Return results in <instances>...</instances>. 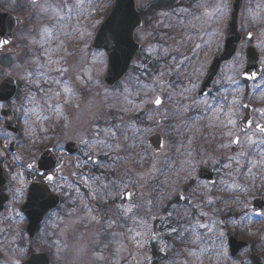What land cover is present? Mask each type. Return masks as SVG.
Masks as SVG:
<instances>
[{
    "label": "rangeland",
    "instance_id": "rangeland-1",
    "mask_svg": "<svg viewBox=\"0 0 264 264\" xmlns=\"http://www.w3.org/2000/svg\"><path fill=\"white\" fill-rule=\"evenodd\" d=\"M6 1V7H2L10 10L16 0H0V4ZM18 1V14L24 21L14 31L13 47L19 54L6 60L0 58V79L14 76L21 86L12 106L22 121V132L15 137L3 128L0 118V167L8 180L5 192L9 195V201L0 212V264H21L30 251L46 253L52 264H250V254L264 260V215H257L252 208L255 198L264 201V167L254 168L251 175L245 168L244 174L238 176L230 174L234 173V167H224L230 157L242 150L259 151L258 147L249 149L243 143L247 135H252L254 140H264L252 127L241 133L237 125L243 103L253 106V124L264 123V113L257 112L264 109V0H242L238 25L242 40L235 55L220 68L212 90L202 97L197 95L199 84L212 57L222 49L231 0H170L172 4L167 9L163 5L155 6L134 32L136 41L141 44L140 51L123 79L112 87L101 80L106 67L105 53L93 50L90 43L113 0H84L83 11L65 21L70 27L64 31L72 33L75 29V32L69 36L57 34L63 43L53 59L64 57L61 66L68 71L62 77L57 73L52 75L68 82L75 92L67 103L65 94L58 98L62 113L59 116H52L46 106L41 111L32 100L44 104L43 97L49 89L60 91V87L42 79L37 86L39 77H30L28 73L36 71L37 65L46 61L40 41L44 29L54 22L51 12H41V6L62 0H37L35 4ZM157 1L160 0H135V3L137 9L142 10ZM168 1L162 0L163 3ZM217 4L225 6L222 16L203 15ZM254 14L257 15L254 17ZM194 16L201 19H193ZM184 18L187 23L182 25L180 21ZM81 32L85 34L83 37H80ZM250 32L251 39L246 40ZM188 36L192 37L191 41ZM56 43L53 41L52 46ZM196 44H200L199 49L195 48ZM249 44L259 53L263 66L262 76L255 82H245L240 77L245 63L244 50ZM163 49L168 50L167 55L163 54ZM237 54L239 72L232 66ZM185 57L187 61L177 68ZM160 73H165L162 79ZM233 79L237 81L235 85L230 83ZM138 81L140 85L149 86L154 81L157 83L153 90L138 87ZM156 96L162 99L159 106L151 102ZM193 98L197 99V105L185 111L183 105H192ZM180 100L183 104L178 109L176 101ZM204 101L208 105L223 106L225 113L231 109V116L221 114L218 120H212ZM33 108L37 114L48 118L37 120L30 112ZM200 116L205 118L199 119ZM190 117L195 122L190 121L191 126L181 131L184 121ZM228 119L236 123L227 125ZM121 125L127 127V132L119 135L120 149L100 150L81 143L93 139L96 128L100 129L99 138H103L104 129ZM228 131L239 136L242 143L231 144L233 137L225 135ZM153 133L163 138L161 153H155L147 143ZM67 141L76 142V153L65 154ZM10 142L15 144V153L8 149ZM49 146L58 155L62 170L48 186L61 196L62 205L45 217L38 234L29 241L24 230L26 220L19 207L30 182L33 167L28 165L34 166L39 153ZM117 156L122 159L117 160ZM88 157L96 162H90ZM199 166L214 170L216 181L213 184L197 179ZM85 177L89 178L87 185ZM118 178H123L127 187L134 190L126 206L117 201L122 185L115 190L105 189L104 192L109 193L107 197L99 190L100 184ZM234 183L242 187H225ZM93 189L97 191L95 198ZM209 197L211 202H208ZM148 201L154 203L151 209L147 207ZM130 205L139 206L137 215L147 218V232L140 240L142 246L129 238L132 221L121 215ZM89 209L91 215H98V220L91 218ZM189 213L191 221L186 219ZM179 221H184L185 226L195 221L204 224V228L196 229L201 239L193 243L192 236L182 239L172 233V228L183 230ZM152 232L157 234L155 239L149 238ZM229 236L246 243L235 256L230 255ZM153 250L157 251L155 256Z\"/></svg>",
    "mask_w": 264,
    "mask_h": 264
},
{
    "label": "water",
    "instance_id": "water-1",
    "mask_svg": "<svg viewBox=\"0 0 264 264\" xmlns=\"http://www.w3.org/2000/svg\"><path fill=\"white\" fill-rule=\"evenodd\" d=\"M32 1V0H30ZM230 18L225 30L223 51L220 55L213 58L206 75L204 76L198 95H205L212 87L213 80L216 78L220 65L227 62L236 52L237 44L240 41V35L237 32V15L242 6V0H232ZM22 19L18 15L7 13L0 9V41L8 40L9 43L13 40L12 30L20 25ZM142 24L139 13L135 8V0H114L112 8L99 26L92 47L103 49L107 57V67L102 81L110 86L119 81L129 68L130 62L134 54L139 50L140 45L133 39L134 30ZM119 37V43L117 42ZM0 45V50L3 46ZM245 68L243 72H255L260 74L261 67L259 65L258 54L249 46L246 49ZM242 72V73H243ZM257 75V77H258ZM256 77V78H257ZM241 78L248 81L242 74ZM15 91V82L12 77H7L0 85V101L8 100ZM157 106V105H156ZM251 108L248 105L243 106L244 115L239 119V125L242 131H245L252 124ZM251 122V124H249ZM5 128L15 132L13 123L5 124ZM155 153H160L163 148V138L159 133H153L147 140ZM66 154H73L77 151V145L73 141L65 144ZM12 149V144H10ZM58 165V160L53 153L52 148L45 149L36 162V170L38 175L45 174ZM199 179H204L208 183L214 181L212 169L201 166L197 172ZM46 179L38 180L33 178L29 184L25 196L24 203L20 206V212L25 216L27 224L25 231L29 239H32L38 232L44 215L55 208L59 203V197L50 192L44 184ZM5 184V179L0 169V211L3 209L8 196L3 193L2 187ZM132 193L129 199L126 195L120 194L119 202L125 206L131 202L134 190L128 188ZM252 208L255 213L264 211V201L255 198L252 202ZM228 245L231 256H235L239 250L246 246V243L237 241L234 237H228ZM249 260L251 264H264V260L257 254H250ZM22 264H50V259L45 253L31 252Z\"/></svg>",
    "mask_w": 264,
    "mask_h": 264
},
{
    "label": "snow or ice",
    "instance_id": "snow-or-ice-1",
    "mask_svg": "<svg viewBox=\"0 0 264 264\" xmlns=\"http://www.w3.org/2000/svg\"><path fill=\"white\" fill-rule=\"evenodd\" d=\"M32 2L35 4L37 0H32ZM196 7H203V5H196ZM84 8V0H75L74 3L71 2V0H62V2L58 3H46L45 5L41 6V12L48 13L49 11L51 12V19L54 21L51 27H46L44 29V34H42L41 41H40V46L43 49V55L46 57V61L44 63H40L37 65V69L34 72H29L28 75L30 77L36 78L39 77V79H36V84L37 86L40 85V80H44L45 83H48L50 85H55L60 87V91H55L53 88H50L48 91V94H46L44 99V104H41L38 101H35L34 99L32 102L36 105V108H39L41 111H44L45 106L47 109L51 110L52 116H59L61 115V103L59 102V97L61 94H65L68 99H66L64 102L67 103L70 101L71 97L75 95V92L73 91L72 87L70 84L66 81H63L62 79L57 78V76L52 75V73H57L60 77H62L65 73H67L68 68L67 67H62L61 66V61L64 60V57L62 56H57L55 59H53V54L57 53L60 51L62 47V41H59L58 35H63V36H69L72 33L75 32V29H72V33L65 32L64 28L70 27L69 25L65 24V21H68L70 19L74 18V14L82 12ZM186 11V10H185ZM225 12V6L223 4H217L214 8H212L211 12H208L205 10L203 12L204 16H222ZM165 15H168L167 13ZM257 14H254V17ZM193 19H201V17H196L194 16ZM180 23L182 25H185L187 23V18L181 19ZM194 30V29H193ZM85 34L83 32L80 33V37H83ZM249 37L252 36V33L250 32ZM119 37H117V42L119 43ZM187 39L191 41L192 37L188 36ZM45 41H47V45L45 44ZM53 41H57L55 46H52ZM9 43L8 40H2L0 41V45L7 44ZM196 49L200 48V44L195 45ZM195 50V49H194ZM164 55L168 54L167 49L162 50ZM175 59V58H174ZM187 57H185L183 60L180 61L179 64H177V68L182 67L183 64L187 61ZM234 69L239 72L240 69V59H239V54L235 57V61L232 65ZM165 75V73H160V77ZM242 75L246 79H253L255 80L257 77V73L255 72H243ZM79 79V77H78ZM91 79V77H89ZM31 82V81H30ZM157 82L154 81L153 85H140L138 81V87H150L154 90L155 84ZM230 83L235 85L237 83L236 80H230ZM43 91V89H41ZM188 90L185 89L184 92L186 93ZM31 99V98H30ZM56 99V103H52V100ZM171 100V96L169 97ZM226 99V98H225ZM153 104L159 106L162 104V99L160 96H156L154 100L151 101ZM233 102H235V97ZM131 103V101H129ZM144 103V102H142ZM179 106L183 104L182 100L176 101ZM198 103L196 98H193V103L192 105H183V108L185 111H188L190 107L196 106ZM206 108V111L211 114V119L212 120H218L219 116L221 114L231 116L232 111L231 109L228 110L227 113L224 111L223 106L219 105H208L207 101L203 102ZM2 107V105H0ZM36 108H33L30 110L31 114L36 115L37 120H43L48 117L41 116L36 113ZM262 113H264V109H260ZM29 115V113H26V116ZM204 116H200L199 119H204ZM190 121L192 123L195 122L194 118L190 117L189 120L184 121L183 127L181 128V131L184 129L189 128ZM221 124L224 122L221 121ZM236 122L233 119H228L227 120V125H234ZM251 124V122H249ZM255 129L261 133L264 134V125L262 124H255ZM95 131V136L91 140L84 141L82 140V144H89L92 145L95 148H99L100 150L104 149H109V150H116L120 149L122 145L119 143V135L122 133L127 132V127L126 126H110L106 129H104V137H100V129L96 128L94 129ZM225 135L229 137H233L230 141L231 144L233 145H239L241 144V139L239 136H235L233 132L228 131L225 133ZM129 137L125 135V140H128ZM244 144H246L249 149H255L259 148L258 152H253L251 150H242L239 153H237L235 156L229 158V163L225 164V168L233 169L234 167V173H230L232 175L238 176V175H243V169H247V173L249 175L253 174V169L257 167H264V140H254L252 135H247L245 137V140L243 141ZM117 160L122 159V157L117 156ZM88 160L92 163H95V160H92V157H88ZM29 168H32L33 165L29 164ZM59 170V169H58ZM127 175V173H125ZM147 175V174H145ZM48 182L54 183L55 177L53 174H48L44 177ZM98 180L99 178H94ZM131 180V177H129V181ZM85 184H88L89 178L85 177L84 178ZM122 185V187L119 188L120 192L122 195H126L129 199L131 198L132 193L128 191L127 183L123 178H118L117 180H112L109 181L108 183H102L99 185V190L100 193L103 194L105 197L109 195V193L104 192L105 189L112 188L115 190L118 186ZM225 187H235L237 189L241 188L242 185L239 183H234V184H225ZM17 193L20 192V189L16 190ZM77 192H79V189H76ZM92 195L95 198L97 196V191L93 189ZM186 199V198H185ZM208 202H211V197L208 198ZM83 204V201H82ZM85 208H87V205H83ZM147 207L151 209L154 207L153 201H148L147 202ZM139 211V206L137 205H130L126 208L123 209L121 215L126 218V219H131L133 227L129 228V238L132 240H135L138 245H140V240L141 238L146 234L148 224H147V218L141 217L137 215ZM89 214L91 215V209H89ZM201 215H207L206 213H201ZM257 215H264V211L258 212ZM169 216H171V213H169ZM91 218L93 220H98L99 217L98 215H91ZM150 219H155V217H150ZM186 219L191 221L192 216L191 214H186ZM112 224H115L116 221H112ZM181 225V229L179 228H172L171 232L178 234L182 239H187L189 236L193 237V243H195L196 240L201 239L199 233L196 231L197 228H204L205 225L200 223L199 221H195L192 223H188L186 226L184 224V221H179ZM156 233L152 232L149 236L150 239H155L156 238ZM222 235V233H221ZM142 246V245H140ZM120 249H117L119 251ZM192 251H195V249H192Z\"/></svg>",
    "mask_w": 264,
    "mask_h": 264
},
{
    "label": "flooded vegetation",
    "instance_id": "flooded-vegetation-1",
    "mask_svg": "<svg viewBox=\"0 0 264 264\" xmlns=\"http://www.w3.org/2000/svg\"><path fill=\"white\" fill-rule=\"evenodd\" d=\"M5 3H7V1L6 2H2V4H0V8H2V9H4V10H6V11H8V12H11V13H14V14H18V12L20 11V5H19V1L18 0H16L15 2H14V7H12L11 6V9L10 10H7V9H5L4 7H6L5 5ZM2 6H4V7H2ZM13 8V9H12ZM18 27H20V26H18ZM18 27H16V29L18 28ZM15 29V30H16ZM14 30V31H15ZM250 39H251V37H250ZM13 45H14V43H13ZM13 45H12V49H13V51H11L12 53H0V58L1 59H5L6 58V56H8V55H18V53L17 52H15L16 50L14 49L15 47H13ZM15 50V51H14ZM13 52H15L16 54H14ZM259 114H261V111L260 110H258L257 111ZM15 113H16V109H14V107H13V118H15L14 116H15ZM252 118H253V114L255 113L254 112V109L252 110ZM16 121H17V127H18V133H17V135L20 133V131H19V129H20V125H19V119H16ZM257 123H259V124H264L263 122H261V121H259V122H256V124ZM258 132V131H257ZM16 135V136H17ZM258 135H260V136H262L263 134H261V133H259L258 132ZM264 136V135H263ZM34 164V163H33ZM59 169V170H58ZM62 170V167L61 166H59L55 171H53V172H51V173H47V174H42V175H38L37 174V170H36V164H34V166H33V168H32V172H31V176H30V182L32 181V179L33 178H38L39 180L40 179H42V178H44L46 175H48V174H53L54 176H55V174L57 173V172H60ZM6 181H8L7 179H6ZM7 183V182H6ZM4 192H5V187H4ZM6 193V192H5Z\"/></svg>",
    "mask_w": 264,
    "mask_h": 264
},
{
    "label": "trees",
    "instance_id": "trees-1",
    "mask_svg": "<svg viewBox=\"0 0 264 264\" xmlns=\"http://www.w3.org/2000/svg\"><path fill=\"white\" fill-rule=\"evenodd\" d=\"M158 5H166V6H168L170 4H169V2L163 3L162 0H160V1H157V2H151V3L147 4L146 7H147V9L149 8V10L151 11V10L154 9L155 6H158ZM156 253H157V251H155V250L152 251V254L154 256L156 255Z\"/></svg>",
    "mask_w": 264,
    "mask_h": 264
}]
</instances>
